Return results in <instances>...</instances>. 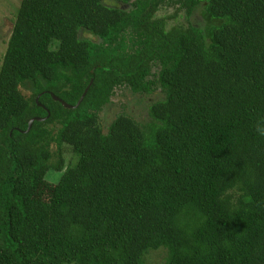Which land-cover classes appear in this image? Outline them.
<instances>
[{"label":"trees","instance_id":"16d2710c","mask_svg":"<svg viewBox=\"0 0 264 264\" xmlns=\"http://www.w3.org/2000/svg\"><path fill=\"white\" fill-rule=\"evenodd\" d=\"M0 61V264H264V0H21Z\"/></svg>","mask_w":264,"mask_h":264},{"label":"rangeland","instance_id":"374dc122","mask_svg":"<svg viewBox=\"0 0 264 264\" xmlns=\"http://www.w3.org/2000/svg\"><path fill=\"white\" fill-rule=\"evenodd\" d=\"M21 0H0V59L3 58L4 54L6 53L7 49V44L9 41V37L12 33V29L14 27V22H15V13L17 8L19 7ZM168 13V14H167ZM167 13H162L164 16H168L173 13V11H169ZM182 14H180L181 16ZM180 22H183L182 20L180 21V18L178 20L171 21V26L173 25H179ZM2 63V61H0ZM120 98L119 100L116 98L115 102L118 103L119 110L121 111L123 108H121V104L125 105L127 108V111L130 110L129 108L134 107L137 111L140 110L139 108V102L138 98L134 97L131 92L126 91V90H121L119 91ZM121 102V103H120ZM115 113L117 112L115 109L113 110ZM123 111V110H122ZM53 152L57 154L58 150L55 146L52 147ZM64 158L66 161H69L71 159V154L67 153ZM54 162L58 161V156H55ZM68 163V162H67ZM56 178H58L57 174L53 173L51 174L49 181L55 182ZM43 200H47L49 198V195H47L43 191ZM163 254L162 252L154 253L152 255H149L147 257V262L150 264H161L163 261Z\"/></svg>","mask_w":264,"mask_h":264},{"label":"water","instance_id":"95a60500","mask_svg":"<svg viewBox=\"0 0 264 264\" xmlns=\"http://www.w3.org/2000/svg\"><path fill=\"white\" fill-rule=\"evenodd\" d=\"M88 89H89V88L86 89V91H85L84 95L82 96V98L80 99L78 105H80L81 102L83 101V99L85 98V96H86V94H87V92H88ZM53 99H54L55 101H59L60 103H62V105H63L64 107H66V108H72L69 104L65 103L64 101L60 100L59 98H57V97H55V96H53Z\"/></svg>","mask_w":264,"mask_h":264}]
</instances>
